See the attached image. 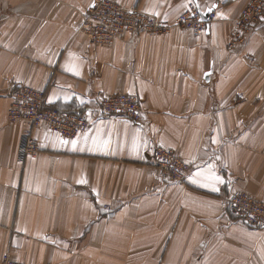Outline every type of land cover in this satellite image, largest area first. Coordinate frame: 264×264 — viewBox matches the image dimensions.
Returning <instances> with one entry per match:
<instances>
[{
    "label": "crops",
    "instance_id": "crops-1",
    "mask_svg": "<svg viewBox=\"0 0 264 264\" xmlns=\"http://www.w3.org/2000/svg\"><path fill=\"white\" fill-rule=\"evenodd\" d=\"M173 23L195 2L217 5L200 34H126L91 44L78 31L95 0H0V264H264V225L227 208L234 193L264 200V21L228 46L251 0H115ZM84 112L68 138L10 123L14 89ZM135 94L142 122L104 116L100 101ZM191 164L185 182L154 165L156 146ZM216 177L219 180L215 179Z\"/></svg>",
    "mask_w": 264,
    "mask_h": 264
},
{
    "label": "built area",
    "instance_id": "built-area-1",
    "mask_svg": "<svg viewBox=\"0 0 264 264\" xmlns=\"http://www.w3.org/2000/svg\"><path fill=\"white\" fill-rule=\"evenodd\" d=\"M214 18L215 14L211 13L210 21ZM263 21L264 0H251L239 15L237 29L229 48L245 42L253 26ZM209 22L202 20L201 10L195 2H191L173 23H167L137 7H127L115 0H95L83 13L78 31L91 44L107 45L126 34L162 35L175 27L191 29L200 34L205 31ZM100 111L104 116L124 115L134 122H142V103L135 94L115 93L104 96L100 101ZM8 120L10 123L25 122L29 126L21 136L18 151L21 158L34 156L40 150L39 143L32 134L33 128L46 124L61 135L74 138L91 126V120L86 113L65 112L58 107L49 106L44 90L24 84L13 91ZM154 163L161 176L177 182L184 181L191 170V166L175 149L161 145L154 149ZM229 203L232 211L246 223L252 226L264 223V201L242 192L231 196ZM2 264L24 263L6 254Z\"/></svg>",
    "mask_w": 264,
    "mask_h": 264
},
{
    "label": "rangeland",
    "instance_id": "rangeland-1",
    "mask_svg": "<svg viewBox=\"0 0 264 264\" xmlns=\"http://www.w3.org/2000/svg\"><path fill=\"white\" fill-rule=\"evenodd\" d=\"M82 34V33H81ZM240 44V43H239ZM235 46V45H234ZM229 47V46H228ZM172 148V147H171ZM174 149V148H173ZM176 150V149H175ZM177 152V151H176ZM184 160V159H183ZM187 164H189L186 160H184ZM154 165H155V163H154ZM190 166H191V170H192V165L191 164H189ZM156 166V165H155ZM156 168H157V166H156ZM157 170H158V168H157ZM191 170H190V172H191ZM159 171V170H158ZM190 172H189V174H190ZM160 173V172H159ZM161 174V173H160ZM189 174L187 175V177L189 176ZM187 177L185 178V180L184 181H178V182H185L186 181V179H187ZM169 181H171V182H177V181H173V180H169ZM237 193H242V192H237ZM237 193H234V194H237ZM243 193H246V192H243ZM234 194H232L231 196H233ZM248 194V193H247ZM231 196L227 199V208H228V210L236 217V218H238V219H240L241 221H243L244 223H246L240 216H238L237 214H235L233 211H232V209H231V207H230V203H229V199L231 198ZM251 196V195H250ZM253 197V196H252ZM255 198V197H254ZM256 199H258V198H256ZM259 201H264V200H260V199H258ZM248 226H250V227H253V228H258V227H260V226H263L264 225V223L263 224H260V225H258V226H252V225H250V224H248V223H246ZM6 254H9L11 257H12V255H11V253L10 252H8V253H6ZM5 254V255H6ZM4 255V256H5ZM4 256H3V258H4ZM13 258V257H12ZM14 259V258H13ZM16 260V259H15ZM2 261H3V259H2ZM18 261V260H17ZM1 264H2V262H1ZM25 264V263H24Z\"/></svg>",
    "mask_w": 264,
    "mask_h": 264
},
{
    "label": "water",
    "instance_id": "water-1",
    "mask_svg": "<svg viewBox=\"0 0 264 264\" xmlns=\"http://www.w3.org/2000/svg\"><path fill=\"white\" fill-rule=\"evenodd\" d=\"M217 5H214L211 8L206 9L204 12L201 11V17L203 21L209 22L210 21V14L214 11Z\"/></svg>",
    "mask_w": 264,
    "mask_h": 264
},
{
    "label": "snow or ice",
    "instance_id": "snow-or-ice-1",
    "mask_svg": "<svg viewBox=\"0 0 264 264\" xmlns=\"http://www.w3.org/2000/svg\"><path fill=\"white\" fill-rule=\"evenodd\" d=\"M215 179L219 180V178H218V177H216Z\"/></svg>",
    "mask_w": 264,
    "mask_h": 264
}]
</instances>
